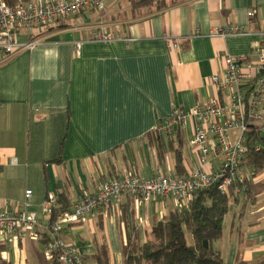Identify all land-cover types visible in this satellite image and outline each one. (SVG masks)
I'll return each mask as SVG.
<instances>
[{
	"label": "crops",
	"instance_id": "obj_1",
	"mask_svg": "<svg viewBox=\"0 0 264 264\" xmlns=\"http://www.w3.org/2000/svg\"><path fill=\"white\" fill-rule=\"evenodd\" d=\"M119 1L103 0L101 10L63 18L39 36L20 28L19 42L39 37V43L6 59L0 53V209L37 216L31 234L0 230L5 264H38L42 237L49 236L41 208L47 194L63 195L72 208L114 175H179L198 167L199 152L189 145L193 119L169 134L165 119L174 108L188 111L217 96L210 78L221 71V52L256 59L264 0H181L144 15L121 10ZM250 8L256 9L253 18L247 16ZM226 25L247 34L211 35ZM102 33L111 39L97 40ZM217 166L209 154L204 168ZM241 171L246 183L263 189L253 201L233 190L238 200L229 201L222 234L212 243L219 264L264 259V169L253 173L242 165ZM166 202L123 197L118 205L111 202L63 224L61 236L82 255L94 252V241L105 242L110 262L121 264L132 226L144 242L152 221L177 206Z\"/></svg>",
	"mask_w": 264,
	"mask_h": 264
},
{
	"label": "built area",
	"instance_id": "obj_2",
	"mask_svg": "<svg viewBox=\"0 0 264 264\" xmlns=\"http://www.w3.org/2000/svg\"><path fill=\"white\" fill-rule=\"evenodd\" d=\"M103 0H28L14 5L0 0V53L4 59L20 50L38 44L39 37L27 42L17 40L20 28L40 32L58 25L63 18L83 10L103 8ZM256 9L247 11L248 18L255 16ZM247 32L237 26L226 25L211 35L222 37L244 35ZM256 49V59L245 55L231 56L220 53L221 71L213 74L210 81L216 88L217 96L205 103L197 104L188 111L174 108L165 119L164 132L169 134L179 122L184 125L188 119L194 121V132L189 145L200 155V164L186 175L154 174L149 177L114 175L103 181L92 195H85L76 201L68 211L59 210L54 194H47L41 204L46 219L49 237L43 247V256H55L63 264H76L81 261L80 251L74 243L61 236L63 224H74L94 210L110 205H118L123 197H133L144 202L172 200L177 206L185 205L192 193L202 187L217 182L221 193L244 191L247 178L241 171L245 154L247 131L250 127L264 134V29ZM97 40L107 41L111 37L102 33ZM169 47H176L170 40ZM79 51V43L75 45ZM212 154L218 166L212 170L204 168L207 156ZM32 191L25 190L23 205L27 206ZM53 218V219H52ZM37 226V216L33 211L0 209V230L15 231L21 235L33 233Z\"/></svg>",
	"mask_w": 264,
	"mask_h": 264
},
{
	"label": "trees",
	"instance_id": "obj_3",
	"mask_svg": "<svg viewBox=\"0 0 264 264\" xmlns=\"http://www.w3.org/2000/svg\"><path fill=\"white\" fill-rule=\"evenodd\" d=\"M4 1L9 5L15 4L12 0ZM145 4L147 3L143 0H134L131 9L136 11L134 6ZM179 126L181 123L178 122L175 132ZM245 148L242 165L250 168L253 173L262 171L264 136L257 129L250 127L247 131ZM180 166L181 158L179 153H176V167ZM235 185L237 184L232 185L227 193L220 192L217 182L195 190L185 205L176 206L161 218L152 221L144 242L138 240L137 226L133 225L132 234L127 235L121 246V264H219L221 256L213 249L212 243L222 234L223 219L228 211L229 201L238 200L233 191ZM262 189L261 184L247 183L243 191L245 201H253L255 194ZM63 197H56L58 209L68 211L71 209L70 205L62 199ZM48 237H42L44 244ZM93 248L91 255L80 253L81 261L76 264H112L105 242L96 240L93 242ZM0 264H5L1 258ZM38 264L63 263L55 256L46 259L40 254ZM257 264H264V259Z\"/></svg>",
	"mask_w": 264,
	"mask_h": 264
},
{
	"label": "rangeland",
	"instance_id": "obj_4",
	"mask_svg": "<svg viewBox=\"0 0 264 264\" xmlns=\"http://www.w3.org/2000/svg\"><path fill=\"white\" fill-rule=\"evenodd\" d=\"M131 1L130 0H120L119 3L121 5V10L122 9L128 10L129 7L131 8L133 6L134 0H131ZM143 1H145V3H147V4L138 5V7L134 6V8H137L136 13H138L139 15H144V14L156 12V11L166 7V6L172 5L174 3L175 4L179 3V1H181V0H143ZM166 201H167L166 203L169 206H171L170 202L172 200L171 201L166 200ZM173 204H175V203H173Z\"/></svg>",
	"mask_w": 264,
	"mask_h": 264
}]
</instances>
